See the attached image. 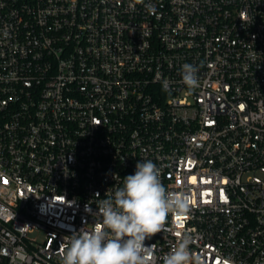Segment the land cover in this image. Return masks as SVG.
Instances as JSON below:
<instances>
[{"label":"built area","instance_id":"obj_1","mask_svg":"<svg viewBox=\"0 0 264 264\" xmlns=\"http://www.w3.org/2000/svg\"><path fill=\"white\" fill-rule=\"evenodd\" d=\"M140 160L190 197L151 264H264V0H0V264H61Z\"/></svg>","mask_w":264,"mask_h":264},{"label":"clouds","instance_id":"obj_2","mask_svg":"<svg viewBox=\"0 0 264 264\" xmlns=\"http://www.w3.org/2000/svg\"><path fill=\"white\" fill-rule=\"evenodd\" d=\"M154 9V5H146ZM193 64L182 65V82L191 90L199 87ZM99 194H97L98 196ZM190 210V197L183 192H170L162 184L160 171L151 160H140L134 174L123 178L122 186L99 200L97 211L101 220L91 229L82 227L65 237L61 264H151L155 247L149 241L161 232L169 215L184 216ZM189 235H182L163 264H202L194 254Z\"/></svg>","mask_w":264,"mask_h":264}]
</instances>
